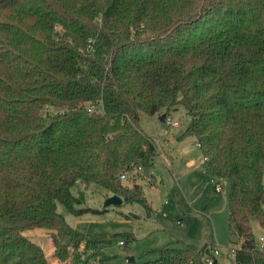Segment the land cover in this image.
Returning <instances> with one entry per match:
<instances>
[{
  "label": "trees",
  "instance_id": "1",
  "mask_svg": "<svg viewBox=\"0 0 264 264\" xmlns=\"http://www.w3.org/2000/svg\"><path fill=\"white\" fill-rule=\"evenodd\" d=\"M178 109L200 169L228 183L231 264H264V0H0V264H49L22 232L36 226L57 264H106L109 238L56 202L88 209L82 180L150 210L134 178L156 148L138 120ZM215 248L168 242L129 264H217Z\"/></svg>",
  "mask_w": 264,
  "mask_h": 264
},
{
  "label": "rangeland",
  "instance_id": "2",
  "mask_svg": "<svg viewBox=\"0 0 264 264\" xmlns=\"http://www.w3.org/2000/svg\"><path fill=\"white\" fill-rule=\"evenodd\" d=\"M171 120L178 124L170 126ZM185 122L186 116L180 109L171 111L164 121L157 114L141 113L139 117L140 128L156 148L152 165H143L144 173L150 174L151 181H146L138 173L134 178L140 184L150 210L134 201L103 206L108 192L97 183L82 180L71 186V192H82L83 201L75 206L88 209L75 214L56 202V209L65 222L81 232H100L109 238L101 245L104 253L111 255L106 264H129V255L136 261L154 258L156 253L151 250L168 242L182 246L190 242L199 245L205 241L212 242L219 250L217 264H231L232 249L236 248L237 242L230 240L232 228L228 224L225 202L228 183L221 179L217 191L215 185L219 180L202 171L199 163L195 165L203 159L193 136L179 135ZM190 165L195 167L189 169ZM122 182L127 183L125 178ZM252 223L256 238L264 236L254 219ZM22 232L41 245L49 264L58 263L51 254L49 229L36 226ZM123 234L131 236L125 245L118 244V239L125 237Z\"/></svg>",
  "mask_w": 264,
  "mask_h": 264
},
{
  "label": "built area",
  "instance_id": "3",
  "mask_svg": "<svg viewBox=\"0 0 264 264\" xmlns=\"http://www.w3.org/2000/svg\"><path fill=\"white\" fill-rule=\"evenodd\" d=\"M177 124H178V122L176 120H171V122H170V126L171 125L172 126H176ZM136 173H138L140 176L144 177L146 181H148V182L151 181V178L152 177L150 176V174L145 175L143 165L142 166L141 165H138L136 167ZM120 176L122 178H124L123 174H121ZM218 180H219V182L215 185V189L217 191L220 189L221 184H222V182H220L221 179H218ZM118 243L119 244H123V245L125 244L123 240H118ZM257 247H258V249L264 251V236H262V235H259L258 236V238H257ZM214 250H215V252H214L215 254H218L219 253V251L216 248ZM206 261L209 264L211 262V259L208 258Z\"/></svg>",
  "mask_w": 264,
  "mask_h": 264
},
{
  "label": "water",
  "instance_id": "4",
  "mask_svg": "<svg viewBox=\"0 0 264 264\" xmlns=\"http://www.w3.org/2000/svg\"><path fill=\"white\" fill-rule=\"evenodd\" d=\"M164 113H159L158 118L163 121L164 120ZM121 202V198L115 194L112 193L111 195L107 196L104 201H103V206L105 205H109V204H119ZM230 240L234 243H236L237 240V235L236 234H232ZM127 261L128 262H133L134 261V257L132 255L127 256Z\"/></svg>",
  "mask_w": 264,
  "mask_h": 264
},
{
  "label": "crops",
  "instance_id": "5",
  "mask_svg": "<svg viewBox=\"0 0 264 264\" xmlns=\"http://www.w3.org/2000/svg\"><path fill=\"white\" fill-rule=\"evenodd\" d=\"M196 146H197V145H196ZM197 147H198V146H197ZM197 163H199V164H200V159H199V161H198V162H196V163H195V165H196ZM194 167H195V166H193V165H190V166H189V169H191V168H194ZM156 171H157V170H156ZM78 183H79V182H78Z\"/></svg>",
  "mask_w": 264,
  "mask_h": 264
}]
</instances>
